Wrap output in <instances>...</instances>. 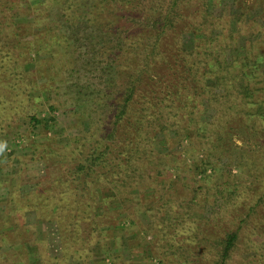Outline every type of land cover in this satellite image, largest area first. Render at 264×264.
Segmentation results:
<instances>
[{"label":"trees","instance_id":"1","mask_svg":"<svg viewBox=\"0 0 264 264\" xmlns=\"http://www.w3.org/2000/svg\"><path fill=\"white\" fill-rule=\"evenodd\" d=\"M34 49L65 57L48 108L78 129L48 151L63 165L47 187L55 205L47 195L44 212L34 206L74 256L47 249L40 264H89L95 249L127 264L111 246L110 197L140 225L146 264H264V0H0L9 103L33 99L37 70L22 57ZM9 215L0 264H24L46 241Z\"/></svg>","mask_w":264,"mask_h":264},{"label":"rangeland","instance_id":"2","mask_svg":"<svg viewBox=\"0 0 264 264\" xmlns=\"http://www.w3.org/2000/svg\"><path fill=\"white\" fill-rule=\"evenodd\" d=\"M247 1L251 3L252 0ZM226 6L229 11H232L229 5ZM41 53V51L35 52L34 49L25 52L22 57V59H32L31 64L38 74L35 91L32 92L33 99L29 104L19 103L17 99L9 103L7 94H3L6 91L3 88V80L0 78V228H2L1 225H8L9 213L15 215L18 212L23 216L20 220L26 222L25 226L36 230L39 237L46 241V243L44 241L45 244L38 246V250L34 246L29 247L28 253L22 257L24 264H40L39 257L41 254L45 255L47 249L49 250L48 255L58 254L59 258L70 261L76 248L72 247L67 255V249L64 250L66 253H63L55 223L48 222L40 216L36 217V210H34L36 206L38 211H45L44 201L41 199L47 195L50 196L49 201L54 203V195L49 193L50 190L47 187L63 165H52L48 157L49 149L62 150L78 133L74 125L77 119L74 116L65 113L63 107L54 111L48 108L49 103L56 104L55 99L57 98L54 97L53 86L55 83L60 84L61 78L65 77L62 73L66 65L65 57L56 53L54 57L49 58L47 54ZM1 74L2 70H0ZM64 98L60 96L61 100ZM31 115L41 119V123H31L29 119ZM236 143L239 144L240 141L236 140ZM34 148L38 151L46 150L45 157L48 160L27 158L30 150ZM200 174H196V177L199 178ZM102 195L112 196L113 193L104 191ZM110 198L108 201L105 200L103 205L115 211L112 212L114 215L117 213L115 217L118 219L115 218L113 221V244H110L113 251L127 258V264H146L149 259L155 260L148 243L141 239L140 225L129 224L124 211L120 210L122 206L118 200ZM261 216L260 220H264V212ZM140 219L146 224L147 217L144 214L140 215ZM261 228H264V225ZM3 246L7 248L9 244ZM19 247L21 249V243L13 246L16 250ZM89 261V264L109 263L108 258L103 261V254L96 249Z\"/></svg>","mask_w":264,"mask_h":264}]
</instances>
